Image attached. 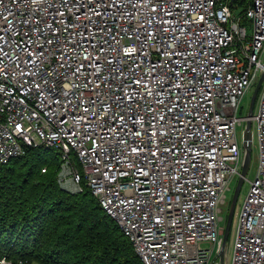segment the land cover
<instances>
[{
    "label": "built area",
    "instance_id": "2783aa9c",
    "mask_svg": "<svg viewBox=\"0 0 264 264\" xmlns=\"http://www.w3.org/2000/svg\"><path fill=\"white\" fill-rule=\"evenodd\" d=\"M234 4L0 0V165L54 148L59 186L88 188L143 264H220L250 120L230 264H264V78L238 115L264 73V0Z\"/></svg>",
    "mask_w": 264,
    "mask_h": 264
},
{
    "label": "trees",
    "instance_id": "16d2710c",
    "mask_svg": "<svg viewBox=\"0 0 264 264\" xmlns=\"http://www.w3.org/2000/svg\"><path fill=\"white\" fill-rule=\"evenodd\" d=\"M60 161L57 151L26 146L0 165V260L143 264L88 188L69 193L59 186Z\"/></svg>",
    "mask_w": 264,
    "mask_h": 264
},
{
    "label": "rangeland",
    "instance_id": "374dc122",
    "mask_svg": "<svg viewBox=\"0 0 264 264\" xmlns=\"http://www.w3.org/2000/svg\"><path fill=\"white\" fill-rule=\"evenodd\" d=\"M247 4H248V0H237V1H235V4L233 5L234 12L239 13ZM249 29H250V27H249ZM248 31L250 32V30H248ZM252 93H253V89L247 95H245L243 97L241 104H240V107L238 109V115L239 116H247L248 115ZM258 100H259V93H257V95H256V99H255L254 107H253V111H252L253 114H255L257 111ZM244 126H245V123H243L242 125L237 127L239 137L242 136V131L244 129ZM251 131H252L251 160H250L248 171L246 173V179H244L242 186L240 188L239 194H238L235 211H234L233 218H232L230 228L228 231V237H227V241L225 244L226 245V253L224 256L225 260H226V264L231 263L238 212L240 210V206H241V204L244 200V197L247 193V190L249 188V181L254 177L255 169H256V165H257V152L258 151H257L256 126H255L254 122L251 123ZM42 149L44 151L56 152V150L54 148H52V149L42 148ZM237 180H238V177H235L231 183V190L227 191V193H226V201L227 202H230L232 192H233L234 187L237 183ZM227 207H228L227 205H223V213H222L223 219H222V221H220V225L222 227L225 226V217H226L227 210H228ZM32 264H39V263L34 262Z\"/></svg>",
    "mask_w": 264,
    "mask_h": 264
},
{
    "label": "water",
    "instance_id": "95a60500",
    "mask_svg": "<svg viewBox=\"0 0 264 264\" xmlns=\"http://www.w3.org/2000/svg\"><path fill=\"white\" fill-rule=\"evenodd\" d=\"M234 1H236V0H229V3L233 4ZM263 78H264V73H262L260 75L257 83L255 84V86L253 88V93H252L251 100H250L248 115L252 114L256 95L260 89ZM251 145H252L251 122H250V120H246L244 129H243V133H242V147H243V152H244L243 163H242L241 173H240V176H239L237 183L234 187V190L232 192L229 207H228L227 214L225 217V226H224V231H223V244H222V248L219 252L220 264L226 263L225 262L226 260L224 257L225 253H226V245L225 244L227 241L228 231H229L230 224H231L233 214L235 211L238 194H239L240 188L242 186V183L244 181V176L246 175L248 168H249V164H250V160H251Z\"/></svg>",
    "mask_w": 264,
    "mask_h": 264
},
{
    "label": "snow or ice",
    "instance_id": "6c2138e0",
    "mask_svg": "<svg viewBox=\"0 0 264 264\" xmlns=\"http://www.w3.org/2000/svg\"><path fill=\"white\" fill-rule=\"evenodd\" d=\"M36 87L39 88L40 86L37 84ZM0 91H2V90H0Z\"/></svg>",
    "mask_w": 264,
    "mask_h": 264
},
{
    "label": "bare ground",
    "instance_id": "6f19581e",
    "mask_svg": "<svg viewBox=\"0 0 264 264\" xmlns=\"http://www.w3.org/2000/svg\"><path fill=\"white\" fill-rule=\"evenodd\" d=\"M125 236V235H124ZM126 237V236H125ZM127 238V237H126ZM128 239V238H127ZM129 240V239H128Z\"/></svg>",
    "mask_w": 264,
    "mask_h": 264
}]
</instances>
